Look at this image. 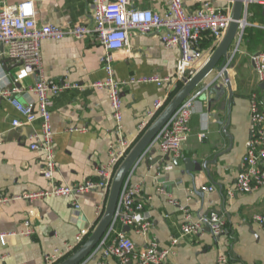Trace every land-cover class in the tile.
<instances>
[{
  "label": "crops",
  "instance_id": "obj_1",
  "mask_svg": "<svg viewBox=\"0 0 264 264\" xmlns=\"http://www.w3.org/2000/svg\"><path fill=\"white\" fill-rule=\"evenodd\" d=\"M20 1L24 0H0V7L2 2ZM33 1L38 22L61 26L93 22L90 0ZM204 1L183 0V3L187 10H195ZM210 1L215 6L224 5V0ZM129 4L163 12L167 0H129ZM247 21L259 27L264 23L252 22L250 18ZM212 45L210 34L204 33L199 38L197 46L205 52V59ZM236 46L234 43L230 48L232 65L227 66L232 95L229 98L222 77L217 79L219 73L216 70L196 88L202 89L207 96L202 99L201 94L196 98L190 118V134L182 145L178 164L175 165V159L164 156L154 145L133 172V181L143 183L142 198L151 222L147 237L131 228L125 231L136 248L147 245L149 239L167 246L171 237L180 234L184 221L181 208H187L195 220L212 212L225 220L224 231L219 236H214L205 225L197 233L183 236L169 258L170 264H218L220 253L227 255L232 264H264V230L251 220L254 214L264 213V184L249 193L226 195L227 188L234 184L241 169L251 126L249 96L252 92L257 94L258 87L260 92L257 95L264 105V87L259 86L250 60L251 53L258 50H250L243 40L238 48ZM103 50L93 34L81 40L64 37L45 39L41 43L45 76L71 85L53 98L51 126L56 161L55 184L94 179L96 168L109 161L110 146L117 143L107 91L91 86L106 78L100 62ZM178 57L179 49L165 47L157 33H133L129 36L128 48L115 53L113 74L116 79L150 75L171 77V83L163 86L135 82L121 88L122 135L131 144L139 138L140 124L148 119L154 102L157 99L168 102L178 82L181 83L176 75ZM3 68L9 78L7 85L23 88L24 92L17 97L22 101L33 99L34 95L26 89L35 78L25 74L12 60H8ZM209 83L210 86L205 88L204 84ZM215 84H222L223 95L214 94ZM215 97L210 106V98ZM14 118L22 120L23 116L9 101L0 99V194L13 196L47 189L51 181L42 173L43 154L28 146L29 135L40 129V123L36 120L30 126L14 127ZM82 127L85 128L83 131H71ZM184 158H189L194 166L202 165L201 169H194L191 174L183 172ZM168 163L172 167L165 169ZM208 187L214 189L209 191ZM107 197L105 190L96 189L70 197L17 199L0 204V233L19 231L26 220L34 229L30 237L16 234L7 236L4 244L0 242V255L5 254L0 264H44L45 254L55 248L66 250L69 244H74L77 234L91 231L99 218V207L105 208ZM122 230L123 226L116 225L113 236ZM98 260L95 258L91 264H97ZM105 260L109 264H137L134 261L121 263L110 257Z\"/></svg>",
  "mask_w": 264,
  "mask_h": 264
},
{
  "label": "built area",
  "instance_id": "obj_2",
  "mask_svg": "<svg viewBox=\"0 0 264 264\" xmlns=\"http://www.w3.org/2000/svg\"><path fill=\"white\" fill-rule=\"evenodd\" d=\"M235 0H224V5L215 6L210 0H205L195 10H187L183 0H167V7L163 12L150 8L132 7L129 0H90L92 9V24L80 23L74 25H56L42 23L36 19L33 0H24L15 3L2 2L0 7V99L9 101L23 116L22 120L14 118V127L30 126L36 120L40 129L33 130L28 137V146L31 150H39L43 154L42 173L51 181L47 189L23 192L19 195L9 196L0 194V204H5L17 199L34 200L48 197H70L96 189L105 190L108 194L115 171L131 149L133 144L122 135L123 103L120 90L127 84L135 82H152L157 86L171 83L169 76H141L128 79H116L113 74L115 53L128 48L129 36L133 33H157L165 47H177L179 57L176 64V75L181 80L184 76L189 79L205 59V52L197 46L198 39L204 32L213 38V45L208 50L214 49L223 38L231 21L232 7ZM248 15L249 4L256 3L264 6V0H243ZM250 25L240 22L235 38L236 48L242 40L245 26ZM264 28V23L260 26ZM95 35L104 50L100 62L106 72V78L94 82L91 86L106 90L115 119V133L117 143L108 150L109 161L95 170V178H88L82 182L72 184H55L53 182L56 172L55 152L53 147V130L51 126V111L53 98L60 92L71 87L68 82H58L49 79L43 72L41 56V43L45 39L60 40L64 37L84 39ZM206 57V58H207ZM8 58L19 64L23 72L32 75L35 79L26 90L34 95L33 99L22 101L17 97L22 94L23 88L9 83L8 74L1 64V60ZM205 59V60H204ZM250 60L256 78L264 81V51L251 53ZM16 81V77H15ZM203 90H193L178 108L159 129L152 142L141 154L132 169L129 171L120 191L117 207L108 233L96 244L91 252L78 264H91L99 258L97 264H109L105 259L115 258L121 263L134 261L137 264H170L169 258L175 253L180 239L188 234L197 233L205 225L210 228L214 236H219L225 227V220L215 212L207 216L192 218L187 208L184 212V221L180 227V234L173 236L167 246H160L155 240H148L147 245L136 248L134 241L125 233L117 232L113 236L116 225L129 226L135 233L147 237L151 222L145 211V200L142 198L143 183L133 181V172L137 164L144 159L156 145L165 156L178 159L182 155V145L190 134V118L193 114L195 101ZM167 103V102H166ZM164 100L157 99L153 109L148 112V119L140 124L143 132L150 123L159 115L166 105ZM249 114L251 126L245 141V152L241 159V169L236 175L234 184L227 188L226 195L232 197L237 193H249L264 184V105L255 92L249 96ZM85 128H74L71 131H83ZM204 134H201L203 137ZM164 162V161H163ZM172 164L165 165L170 169ZM212 191L213 187L207 188ZM77 207V204L75 203ZM104 208L99 207V217ZM252 222L264 230V213L254 214ZM20 234L32 236L34 229L29 220L24 222L19 231L0 233L1 244L5 243L7 236ZM85 232H80L75 237L74 244H69L66 250L58 248L43 257L44 264H58L74 252L85 240ZM5 254L0 255V260ZM218 264H232L224 253L217 256ZM18 264H27L21 262Z\"/></svg>",
  "mask_w": 264,
  "mask_h": 264
},
{
  "label": "water",
  "instance_id": "obj_3",
  "mask_svg": "<svg viewBox=\"0 0 264 264\" xmlns=\"http://www.w3.org/2000/svg\"><path fill=\"white\" fill-rule=\"evenodd\" d=\"M245 10L246 6L243 3V0L234 1L231 13V21L223 38L220 40L217 46L212 49V51H210L209 56L194 73V75H192L189 79L184 76L181 77V87L173 94L171 99L166 103L159 115L150 123V125L143 132H140L139 138L133 144V146L123 158V160L120 162L115 171L111 187L108 192L107 202L104 211L98 218L97 222L94 224L93 228L90 231V234L85 238L83 243L74 252H72L58 264H78L91 252V250L102 239V237H104L108 233L117 207L122 185L129 171L132 169V167L139 159L141 154L148 147V145L152 142L159 129L172 116V114L178 108L183 99L186 98L199 85H202L204 83L203 80L206 76H208L214 70L218 71L219 75L217 76V79L219 78V76L222 77L225 86L228 90L229 98L231 97V79L229 78L227 65L232 56L230 48L235 43L234 41L237 35V31L239 29V23H247V16ZM262 14L264 15V6L262 7ZM8 60V58H4L1 60V64L3 67H5L6 62ZM217 79L215 80L217 81ZM221 85L215 84L214 86V94L216 96H221L225 93V90L221 88ZM209 86L210 83L204 84L205 88H208ZM259 86L261 88L264 87V81L260 82ZM206 96L207 93L204 92L202 93L201 98L205 99ZM215 99L216 97L210 98V106L212 105V102ZM215 117L217 118V115ZM147 161H150L149 157H147ZM178 162L179 159L174 160L175 165H177ZM183 164V172H186L188 174H191L194 169L199 170L202 167V165L200 164H195L194 166V163L189 158H184ZM206 227L210 231V228L208 226ZM129 230V226H123V232Z\"/></svg>",
  "mask_w": 264,
  "mask_h": 264
},
{
  "label": "trees",
  "instance_id": "obj_4",
  "mask_svg": "<svg viewBox=\"0 0 264 264\" xmlns=\"http://www.w3.org/2000/svg\"><path fill=\"white\" fill-rule=\"evenodd\" d=\"M247 18H250L252 20V22L263 23L264 22V15L262 14V5L255 4V3L249 4ZM204 33H206V32H204ZM203 34H201L200 37ZM211 40H213L212 36H211ZM242 40L247 44V46L250 50H253L256 47H258V49L260 51H264V28L259 27V26H254L253 24L245 26V28L243 30V34H242ZM198 41H199V39H198ZM210 44H211V42L208 43V45H210ZM181 85H182V82L181 83L178 82L177 88L170 94L171 97L181 87ZM256 92H257V94H259V92H260L259 87L256 89ZM257 96L259 97L260 95H257ZM89 234H90V231H88L86 233L87 236Z\"/></svg>",
  "mask_w": 264,
  "mask_h": 264
},
{
  "label": "rangeland",
  "instance_id": "obj_5",
  "mask_svg": "<svg viewBox=\"0 0 264 264\" xmlns=\"http://www.w3.org/2000/svg\"><path fill=\"white\" fill-rule=\"evenodd\" d=\"M253 50H259V49H258V47H256V48H255V49H253ZM230 65H232V61H229V63H228V65H227V66L229 67Z\"/></svg>",
  "mask_w": 264,
  "mask_h": 264
}]
</instances>
